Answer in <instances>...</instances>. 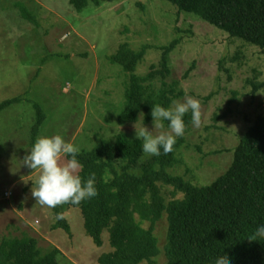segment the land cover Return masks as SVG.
<instances>
[{"label":"rangeland","instance_id":"obj_1","mask_svg":"<svg viewBox=\"0 0 264 264\" xmlns=\"http://www.w3.org/2000/svg\"><path fill=\"white\" fill-rule=\"evenodd\" d=\"M174 41L165 82H178L183 95L175 101L200 102L201 124L191 122L176 138L180 146L169 173L205 187L227 170L239 139L264 115L262 50L165 0H90L80 11L71 0H0V104L18 99L0 111V241L33 237L42 252L60 251L58 264H98L101 254L112 251L107 231L101 247L93 244L78 208L65 209L69 233L54 227L53 208L32 196L40 169L24 160L40 137L61 135L79 151H90L121 131L130 138H139L143 127L153 136L171 134L164 121L157 128L154 119L145 124L140 116L120 126L117 118L130 76L158 69ZM122 44L134 52L145 48L133 71L111 62ZM160 84L157 80L156 88ZM38 108L43 119L33 136ZM150 158L143 152V161ZM67 161L62 156L60 163ZM172 191L161 186L166 204L181 197ZM6 192L12 193L8 200ZM167 230L164 213L154 226L159 250L154 264H166Z\"/></svg>","mask_w":264,"mask_h":264},{"label":"trees","instance_id":"obj_2","mask_svg":"<svg viewBox=\"0 0 264 264\" xmlns=\"http://www.w3.org/2000/svg\"><path fill=\"white\" fill-rule=\"evenodd\" d=\"M179 12H186L227 33L230 37L257 47L264 52V0H165ZM90 0H71L80 11ZM163 51L156 66L144 77L131 75L125 89V105L117 118L120 126L136 123L142 116L147 124L155 105L170 108L183 94L178 82L167 84L169 61ZM145 48L134 52L126 44L118 47L111 62L125 72L133 71L141 61ZM187 76V75H185ZM160 81V87L155 86ZM264 88V83L260 84ZM18 101L0 104V111ZM32 135L38 133L42 111ZM192 122L191 110L183 117ZM168 126V121H164ZM143 141L119 132L111 140H101L90 151H79L83 165L76 175L86 180L95 173V197L53 208L55 228L69 233L65 209L78 208L86 235L97 247L103 245L101 235L107 231L112 251L101 254L98 264H154L159 255L154 226L165 213L168 230L164 247L166 264H214L226 256L229 264H264V239L249 240L259 224H264V115L258 116L234 147L227 170L209 186L196 187L181 176L169 173L176 162L173 150L143 161ZM68 160L69 156H65ZM161 186L173 188L176 197L165 203ZM12 196V193L11 195ZM6 197V195H5ZM138 216V221L136 219ZM148 222L147 229L142 223ZM57 248L42 252L37 239L22 237L0 241V264H58Z\"/></svg>","mask_w":264,"mask_h":264},{"label":"clouds","instance_id":"obj_3","mask_svg":"<svg viewBox=\"0 0 264 264\" xmlns=\"http://www.w3.org/2000/svg\"><path fill=\"white\" fill-rule=\"evenodd\" d=\"M173 103L174 107L170 108L155 105L151 112L154 122H157L155 127L163 128L162 121H168L171 134L161 132L153 136L145 127L139 131L138 137L144 141L142 151L145 154L160 155L161 148L164 153L172 151L176 138L184 135L186 125L183 117L189 110H191L193 126H200L201 105L197 99L187 97L183 103L179 101ZM78 155L79 148L67 142L61 135L40 137L36 140L24 160L30 169H40L41 172L36 187L32 189V196L36 202L54 208L67 202L79 204L82 200L97 195L95 173L90 174L83 181L75 174L77 169L83 167L77 159ZM62 156L70 157L63 165L60 163ZM257 239H264V224H259L249 238V240ZM214 264H229V259L220 255L214 260Z\"/></svg>","mask_w":264,"mask_h":264},{"label":"built area","instance_id":"obj_4","mask_svg":"<svg viewBox=\"0 0 264 264\" xmlns=\"http://www.w3.org/2000/svg\"><path fill=\"white\" fill-rule=\"evenodd\" d=\"M5 195H6V197H8V196L11 195V193L10 192H6Z\"/></svg>","mask_w":264,"mask_h":264},{"label":"crops","instance_id":"obj_5","mask_svg":"<svg viewBox=\"0 0 264 264\" xmlns=\"http://www.w3.org/2000/svg\"><path fill=\"white\" fill-rule=\"evenodd\" d=\"M5 197V194H4ZM11 196L5 197L7 200L10 198ZM35 223L37 224V221H35Z\"/></svg>","mask_w":264,"mask_h":264}]
</instances>
